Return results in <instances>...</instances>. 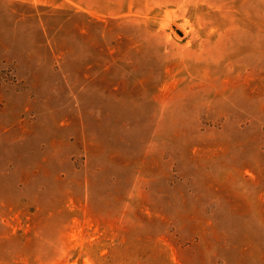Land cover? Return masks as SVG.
<instances>
[{
    "label": "rangeland",
    "instance_id": "rangeland-1",
    "mask_svg": "<svg viewBox=\"0 0 264 264\" xmlns=\"http://www.w3.org/2000/svg\"><path fill=\"white\" fill-rule=\"evenodd\" d=\"M0 264H264V0H0Z\"/></svg>",
    "mask_w": 264,
    "mask_h": 264
},
{
    "label": "crops",
    "instance_id": "crops-1",
    "mask_svg": "<svg viewBox=\"0 0 264 264\" xmlns=\"http://www.w3.org/2000/svg\"><path fill=\"white\" fill-rule=\"evenodd\" d=\"M7 1H54V0H7ZM62 1H91V0H62Z\"/></svg>",
    "mask_w": 264,
    "mask_h": 264
}]
</instances>
